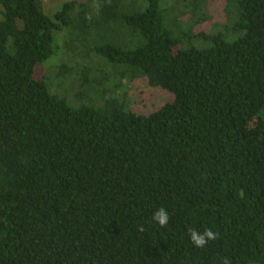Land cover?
Here are the masks:
<instances>
[{"label": "trees", "instance_id": "trees-1", "mask_svg": "<svg viewBox=\"0 0 264 264\" xmlns=\"http://www.w3.org/2000/svg\"><path fill=\"white\" fill-rule=\"evenodd\" d=\"M173 1L0 0V264H264V0Z\"/></svg>", "mask_w": 264, "mask_h": 264}, {"label": "rangeland", "instance_id": "rangeland-1", "mask_svg": "<svg viewBox=\"0 0 264 264\" xmlns=\"http://www.w3.org/2000/svg\"><path fill=\"white\" fill-rule=\"evenodd\" d=\"M65 1H68V0H41V4H42V7H43V9H44V11H45V13L46 14H48V15H52L57 9H59L60 7H61V5L63 4V2H65ZM168 1L171 3V4H173L174 3V1L173 0H166V2L168 3ZM177 1L179 2V0H176L175 1V3L177 4ZM208 2H209V7H210V9H208L207 11H212L213 12V14H214V20L213 21H216V22H218V23H220L219 21H220V18H219V16H220V13L217 11V8L214 6V2H213V0H208ZM179 4V3H178ZM185 19H186V17H183L182 18V20L183 21H185ZM212 30H214V29H212ZM222 32H224V33H226V31L225 30H223ZM235 37V35H231V34H229V32H228V30H227V39H232V38H234ZM46 62L47 61H45V65H46ZM89 63V62H88ZM42 72V70H41V67H36V69H35V77H37V76H39L40 75V73ZM143 86V85H142ZM144 87V86H143ZM142 87V88H143ZM133 89H138V88H136L135 86H133ZM140 89V88H139ZM145 91H147L148 92V89H146ZM88 93L86 94L85 93V95L84 96H88V97H91V95H90V92L89 91H87ZM63 94V93H62ZM136 96H137V94L136 95H133V97H132V100L134 101V99L136 98ZM134 98V99H133ZM137 99V98H136ZM89 99L88 98H83L82 99V102H84V101H88ZM79 102H81V101H78L77 102V104H79Z\"/></svg>", "mask_w": 264, "mask_h": 264}, {"label": "clouds", "instance_id": "clouds-1", "mask_svg": "<svg viewBox=\"0 0 264 264\" xmlns=\"http://www.w3.org/2000/svg\"><path fill=\"white\" fill-rule=\"evenodd\" d=\"M153 220L160 226H165L169 222V214L163 207L158 208L153 214ZM189 237L192 244L197 248H203L209 241H214L218 238V234L211 229H205L203 232H198L194 229L189 231Z\"/></svg>", "mask_w": 264, "mask_h": 264}]
</instances>
